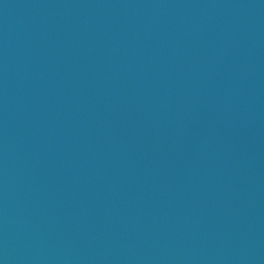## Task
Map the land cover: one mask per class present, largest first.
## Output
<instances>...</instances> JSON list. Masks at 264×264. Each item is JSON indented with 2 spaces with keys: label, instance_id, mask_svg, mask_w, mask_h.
I'll use <instances>...</instances> for the list:
<instances>
[{
  "label": "water",
  "instance_id": "1",
  "mask_svg": "<svg viewBox=\"0 0 264 264\" xmlns=\"http://www.w3.org/2000/svg\"><path fill=\"white\" fill-rule=\"evenodd\" d=\"M0 264H264V0H0Z\"/></svg>",
  "mask_w": 264,
  "mask_h": 264
}]
</instances>
